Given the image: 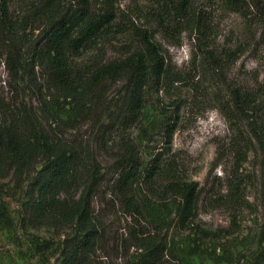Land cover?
Instances as JSON below:
<instances>
[{
    "label": "trees",
    "instance_id": "1",
    "mask_svg": "<svg viewBox=\"0 0 264 264\" xmlns=\"http://www.w3.org/2000/svg\"><path fill=\"white\" fill-rule=\"evenodd\" d=\"M117 1L0 0V49L10 77L0 87V178L30 176L24 204L27 225L69 229L58 246L56 264H95L105 240V222L94 198L103 185L134 220L152 218L147 196L156 200L158 210H168L167 218L154 222V230L139 229L133 235L136 254L128 264H165L168 243L161 232L172 226L205 237L214 234L196 225L198 182L184 180L165 155L173 125H163L166 145L146 162L130 136L141 124L148 91L158 92L182 77L170 69L151 31L116 24ZM221 2L249 24L264 23V0ZM158 5L152 21L166 32L177 26L199 34L197 40L210 38L211 18L195 0H164ZM124 33L132 36L133 44L119 56L105 55L114 37ZM209 46H199V66L222 88L213 98L231 131L225 149L235 174L221 201L235 210L244 195L238 172L252 152L260 157L264 201V77L230 78V64L244 47L226 46L219 56ZM93 51L106 57L83 62ZM107 88L118 89L104 102L101 95ZM66 106L71 114L62 117L60 110ZM92 107L100 109L92 127L111 152L106 172L94 139H84L79 132L91 119ZM260 235L247 264H264V222Z\"/></svg>",
    "mask_w": 264,
    "mask_h": 264
},
{
    "label": "rangeland",
    "instance_id": "2",
    "mask_svg": "<svg viewBox=\"0 0 264 264\" xmlns=\"http://www.w3.org/2000/svg\"><path fill=\"white\" fill-rule=\"evenodd\" d=\"M162 1H117L116 24L151 31L170 69L182 77L164 85L158 92L148 91L141 124L129 133L139 143V152L146 162L166 145L163 125H173L170 151L165 155L178 166L184 180L198 182L201 196L196 225L198 229L214 233L205 237L196 230H179L173 226L164 229L161 233L166 235L168 243L165 264H247L249 256L259 246L264 222L260 157L252 152L240 167L238 174L242 178L244 195L242 200L239 198L235 210H231L221 201V195L235 174L234 161L225 149L231 131L213 98L222 88L203 74L198 54L199 46L206 43L219 56L226 46L232 49L243 46V53L230 64L229 77L238 79L258 74L263 78L264 23L249 24L238 13L224 9L221 0H195L197 7L211 18L213 28L210 38L197 40L199 34L189 28L183 30L173 26L166 32L161 23L152 21ZM132 41L130 34L117 35L105 55H121ZM105 55L93 51L83 62L99 61ZM9 81L4 53L0 49V87ZM117 89L107 88L101 95L102 100L108 101ZM60 111L62 117L71 114L68 106ZM99 111L97 107L90 109L91 119L82 124L79 132L84 139H94L97 157L106 172L112 161L109 144H103L97 129L92 127ZM110 176L108 173L107 177ZM29 180L28 174L0 178V264H56L58 246L69 232L67 228L55 230L25 223L24 204L30 191ZM94 200L105 222V240L96 253L95 264H128L136 254L133 235L139 229L154 230L156 220L168 217V210H158L156 200L147 196L145 201L152 218L134 220L108 193L105 185Z\"/></svg>",
    "mask_w": 264,
    "mask_h": 264
}]
</instances>
